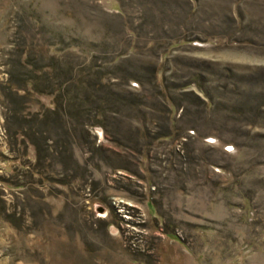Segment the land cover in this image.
<instances>
[{
	"label": "rangeland",
	"instance_id": "obj_1",
	"mask_svg": "<svg viewBox=\"0 0 264 264\" xmlns=\"http://www.w3.org/2000/svg\"><path fill=\"white\" fill-rule=\"evenodd\" d=\"M0 264H264V0H0Z\"/></svg>",
	"mask_w": 264,
	"mask_h": 264
}]
</instances>
